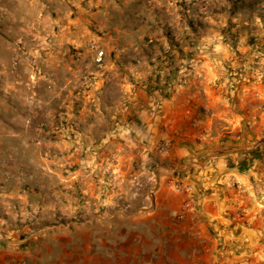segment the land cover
<instances>
[{"label": "rangeland", "instance_id": "1", "mask_svg": "<svg viewBox=\"0 0 264 264\" xmlns=\"http://www.w3.org/2000/svg\"><path fill=\"white\" fill-rule=\"evenodd\" d=\"M0 41L24 42L0 48L7 68L24 56L0 78V198L10 181L38 193L75 167L87 177L111 125L153 119L181 88L219 92L228 117L253 96L264 109V0H0Z\"/></svg>", "mask_w": 264, "mask_h": 264}, {"label": "crops", "instance_id": "2", "mask_svg": "<svg viewBox=\"0 0 264 264\" xmlns=\"http://www.w3.org/2000/svg\"><path fill=\"white\" fill-rule=\"evenodd\" d=\"M22 44L0 41V48ZM22 52L15 50L11 69L0 60V78L15 82ZM259 97L245 104L248 114L228 117L219 92L181 88L153 119L122 120L124 131L111 125L105 150L95 143L90 152L94 162L87 177L75 167L61 173L62 184L44 183L38 193L27 182L3 185L0 202H8L10 215L0 218L8 223L0 225V264H264ZM191 117L203 118L212 135L207 141L194 138ZM164 140L170 147L160 152L157 145ZM176 183L190 186L195 197L182 221L175 218L184 198ZM39 221L48 222L33 229L30 224Z\"/></svg>", "mask_w": 264, "mask_h": 264}, {"label": "built area", "instance_id": "3", "mask_svg": "<svg viewBox=\"0 0 264 264\" xmlns=\"http://www.w3.org/2000/svg\"><path fill=\"white\" fill-rule=\"evenodd\" d=\"M95 47V62L97 64H100L103 61L104 57V51L102 49H98L96 46ZM190 125L193 128L194 131V138L198 141L205 142L208 140V133L204 129L202 122L199 118L194 117L190 119ZM190 134H186L185 137H189ZM170 147V140H164L163 142L159 143L157 145V150L160 152H167V150ZM232 184L238 185V182L233 181ZM175 189L183 193V200L181 203L180 210L175 214V218L178 221H182L186 219L187 215L192 211L194 202H195V197L193 194L192 189L188 185H184L182 183H176ZM198 234V233H194ZM19 264H25L24 262H19Z\"/></svg>", "mask_w": 264, "mask_h": 264}]
</instances>
